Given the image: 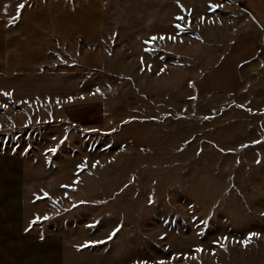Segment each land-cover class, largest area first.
<instances>
[{
	"label": "rangeland",
	"instance_id": "rangeland-1",
	"mask_svg": "<svg viewBox=\"0 0 264 264\" xmlns=\"http://www.w3.org/2000/svg\"><path fill=\"white\" fill-rule=\"evenodd\" d=\"M100 4L94 65L0 75V215L56 264H264V0Z\"/></svg>",
	"mask_w": 264,
	"mask_h": 264
},
{
	"label": "crops",
	"instance_id": "crops-1",
	"mask_svg": "<svg viewBox=\"0 0 264 264\" xmlns=\"http://www.w3.org/2000/svg\"><path fill=\"white\" fill-rule=\"evenodd\" d=\"M95 1L97 2L95 10L93 0H48L25 11L19 26L7 30L8 34L5 28L3 32L6 37L0 38V75L22 76L20 81L30 80L29 77H24L27 75V70L35 64H38V67L45 66L49 62L47 60L53 59L55 56L53 50H56L59 45L72 51L71 61L54 60L49 73L63 74L64 69L67 72L78 71L85 68L84 65H94V61L100 58L99 55L94 53L88 45L81 49L77 45L87 42L88 39L102 38V25L98 19L102 4L99 5V0ZM57 50L62 53L60 48ZM58 56L57 59H59ZM40 68L42 70L44 67ZM45 79L47 80V77ZM11 82L14 81L11 80ZM10 89L15 90V88ZM13 185L14 183L11 184V188ZM4 186V182L1 183L0 190ZM3 200L4 204L0 199V208H7L9 214H12L14 206L11 204L8 207L5 199ZM10 217L12 218V215L7 218L0 215V264H32L33 261H35L34 264L40 262L45 264L43 258L47 253H53L51 264H56V260L60 263V260L56 258V250L52 249V252H49L46 248V244L49 245L52 242H58L59 245V240H50L49 243L40 237L24 236L26 235L24 230L20 235L17 232L15 234Z\"/></svg>",
	"mask_w": 264,
	"mask_h": 264
},
{
	"label": "snow or ice",
	"instance_id": "snow-or-ice-1",
	"mask_svg": "<svg viewBox=\"0 0 264 264\" xmlns=\"http://www.w3.org/2000/svg\"><path fill=\"white\" fill-rule=\"evenodd\" d=\"M18 10H20V9H23V7H24V4L23 3H21V4H18ZM213 10H215V8H217V7H222V5H212V6H210ZM178 19H183V17H178ZM177 27H179V25L177 26ZM171 38V37H170ZM153 40L154 39H156L155 37H153L152 38ZM97 91H99L98 89H97ZM7 95V94H6ZM53 151H54V149H53ZM40 218L39 217H37L36 218V220H34L33 221V223H36L37 222V220H39ZM44 219H47V217H44ZM117 231H118V229H117ZM112 235H115V232H113V234ZM197 251H200L199 249L197 250ZM160 264H164V262L163 261H161L160 262Z\"/></svg>",
	"mask_w": 264,
	"mask_h": 264
}]
</instances>
